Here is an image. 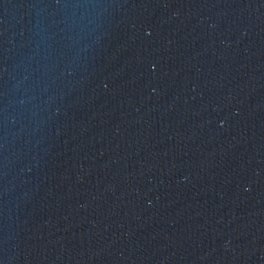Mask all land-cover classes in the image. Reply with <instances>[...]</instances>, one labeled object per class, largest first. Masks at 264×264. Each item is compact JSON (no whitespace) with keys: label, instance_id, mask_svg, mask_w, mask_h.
<instances>
[{"label":"water","instance_id":"water-1","mask_svg":"<svg viewBox=\"0 0 264 264\" xmlns=\"http://www.w3.org/2000/svg\"><path fill=\"white\" fill-rule=\"evenodd\" d=\"M0 264H264V0H0Z\"/></svg>","mask_w":264,"mask_h":264}]
</instances>
